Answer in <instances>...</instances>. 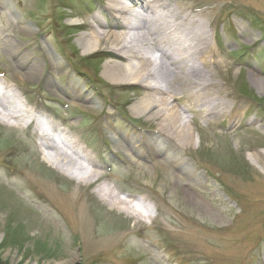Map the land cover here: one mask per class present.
<instances>
[{
  "label": "rangeland",
  "instance_id": "rangeland-1",
  "mask_svg": "<svg viewBox=\"0 0 264 264\" xmlns=\"http://www.w3.org/2000/svg\"><path fill=\"white\" fill-rule=\"evenodd\" d=\"M95 1L0 0V92L52 116L102 174L96 183L68 176L32 128L0 120V264H264V158L255 161L264 154V0H161L190 21L185 31L198 19L209 36L200 57L156 65L160 93L104 78L117 50L109 39L83 55L81 34L113 31L107 1ZM188 74L203 98L182 84ZM153 96L181 113L190 143L174 125L133 114ZM222 105V116H206ZM143 133L167 156L154 157ZM101 184L141 215L108 203Z\"/></svg>",
  "mask_w": 264,
  "mask_h": 264
},
{
  "label": "bare ground",
  "instance_id": "bare-ground-1",
  "mask_svg": "<svg viewBox=\"0 0 264 264\" xmlns=\"http://www.w3.org/2000/svg\"><path fill=\"white\" fill-rule=\"evenodd\" d=\"M114 0H108V3L112 4ZM138 5L143 9V13L147 18H150L149 26L138 25L132 19H129L128 15L124 14L119 20V24L115 22L113 24V31L103 37L102 35L94 32L83 33L79 36L77 40V44L82 51L83 55H92L97 53L100 50L101 42L103 39H109L113 46L117 49L112 52L113 59L108 60L104 65V70L102 75L104 78L109 81L112 85H141L149 89H158V76L162 73L161 68H156V65H160L163 60H167L168 64L172 61L180 62L188 60L190 57H200L204 53L205 47L208 45V38L205 33V29L201 24H197L195 27H189L184 35H179V37H174V32L176 31H184V27L188 24L182 14L175 8H172L167 3H161V0H153L148 3L138 0ZM128 6V5H127ZM184 16V15H183ZM171 19V20H169ZM148 21L145 23L147 24ZM99 27L102 26L100 20L98 21ZM121 26L123 29H128L130 32L137 33L134 34L137 37L135 39L126 37L124 33L120 32V29L117 26ZM186 29V28H185ZM172 30L174 31L172 33ZM169 31V33L167 32ZM143 34V35H141ZM178 34V33H177ZM132 35V36H134ZM164 36V41L167 39V43L163 41H159V38ZM146 40L148 48H145L144 41ZM195 40L201 42V45L195 44ZM176 45L175 53L172 54L166 48L167 45ZM156 54V58L159 55V61H155L151 56ZM158 54V55H157ZM128 61L127 64L124 62ZM130 62V63H129ZM159 62V63H156ZM132 63V66H131ZM163 64V63H162ZM194 67V66H193ZM190 71V67H189ZM33 75V74H32ZM190 79L185 82L182 81V84L186 85L188 90H192V96L195 98H203V89L201 90H193L196 86H201L200 83H196L189 77ZM73 84V82H72ZM76 86L77 95L76 97L80 98L83 95L81 89H79V84L75 83L73 86ZM206 87V83L203 84ZM160 93V89L156 90ZM10 91L7 89L5 92H1L0 94V106L2 108V114L6 118H9L16 122L19 126H30L31 121L36 122L37 118L44 119L42 115H38L36 111L32 110H24L22 109L20 104L12 102H6L9 100ZM162 92V90H161ZM173 92V91H172ZM174 93V92H173ZM4 101L6 102H3ZM90 96H84V100L88 102L90 100ZM132 112L136 116H146L148 119H159L161 121L160 127L161 129L166 127H170L174 125L176 131L173 134H180L179 137L182 138V141L186 142L192 141L191 134L189 135L187 130V125L180 120L179 111H177L176 107L173 106V103L167 98L162 99L159 96L153 97H145L143 100L138 101L133 104L131 107ZM219 109V110H218ZM225 106L222 107H210L207 110L206 116L208 118L220 117L223 115ZM232 110L230 113H233ZM38 115V116H37ZM238 115V114H237ZM29 122H28V121ZM51 126L48 129L43 126V130L41 127H38L41 131L46 133V136H37L39 138L41 147L43 150L48 153L47 157L50 163H52L57 169L61 170L63 173L67 174L70 177H78L86 182H94L96 183L101 179L102 174L99 172L101 170L97 161H95L90 155H88L84 150H82L78 143L73 141L68 134L64 135V144L67 146L70 154L62 153L58 147H56L53 139L49 137V135L53 136L56 134L55 130L60 131V127L57 123L50 121ZM166 123V125H165ZM170 125V126H167ZM191 131V130H189ZM48 132V133H47ZM50 132V133H49ZM162 130H159V133H162ZM122 141L127 144H140V140H128L124 135L119 134ZM187 138V139H186ZM127 139V140H126ZM147 143L152 148L154 152V157L159 156H167L162 149L160 153L155 152L154 145L160 147V144H163L161 140H155L152 138H147ZM190 143V142H189ZM131 146V145H130ZM163 153V154H162ZM162 154V155H161ZM71 155V156H70ZM142 156V155H141ZM73 158L82 162L83 165L77 167L76 162H74ZM264 158V154L258 153L255 156V161L258 162L259 159ZM130 159V158H129ZM141 159V158H140ZM168 159H164L166 161ZM137 163H140L137 161ZM98 193L101 195L103 199H105L108 203H111L119 208H125L130 214L141 215L137 210H134V207H131V202L127 201V198L124 200H118V195L115 194L113 190H111L105 184H101L98 188ZM136 211V213H135Z\"/></svg>",
  "mask_w": 264,
  "mask_h": 264
}]
</instances>
